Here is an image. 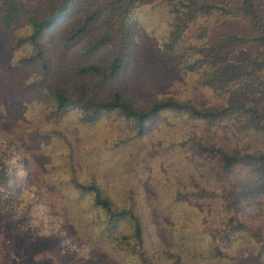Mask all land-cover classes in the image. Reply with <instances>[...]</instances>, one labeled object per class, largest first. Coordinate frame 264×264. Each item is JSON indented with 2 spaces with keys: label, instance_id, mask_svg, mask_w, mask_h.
I'll use <instances>...</instances> for the list:
<instances>
[{
  "label": "trees",
  "instance_id": "trees-1",
  "mask_svg": "<svg viewBox=\"0 0 264 264\" xmlns=\"http://www.w3.org/2000/svg\"><path fill=\"white\" fill-rule=\"evenodd\" d=\"M154 4L167 9L161 48L185 62V69L198 76L199 86L221 98L218 105L199 108L172 96L137 101L117 84L134 46L132 18L140 8ZM0 30L12 39L8 64L23 74L21 90L0 99V121H11L16 103L23 107L20 118L41 121L34 133L58 154L62 151L69 164L58 181L68 222L85 241L96 240L101 250L127 264H149L135 194L130 188L105 193L92 173L81 179L67 140L70 127L91 135L94 125L113 116L124 128L118 146L144 136L163 114L186 125L228 123L235 147L229 153L203 148L218 161L214 178L224 186L218 237L183 244L197 264H232L222 246L244 247L252 238L236 219L235 204L247 201L259 211L264 208V0H0ZM70 50L72 59H67ZM229 92H237L236 97L227 100ZM3 134L0 131V204L22 211L16 225L33 234L40 188L31 186L25 173L14 177L23 165V151ZM186 139L182 144L195 141L193 136ZM210 172L205 180H210ZM15 180L30 186L33 199L24 201L30 194L20 196V188L13 189ZM171 198L177 205L180 194L172 193ZM249 250L260 259L264 240Z\"/></svg>",
  "mask_w": 264,
  "mask_h": 264
},
{
  "label": "rangeland",
  "instance_id": "rangeland-1",
  "mask_svg": "<svg viewBox=\"0 0 264 264\" xmlns=\"http://www.w3.org/2000/svg\"><path fill=\"white\" fill-rule=\"evenodd\" d=\"M167 19V9L155 4L136 12L132 18L134 46L117 84L137 101L172 96L190 100L199 108L218 105L221 98L201 88L198 76L185 69V62L179 63L172 51L161 48ZM11 48L10 34L0 30L1 100L21 90L23 74L8 64ZM66 57L72 59L71 50ZM236 95L229 92L227 100ZM222 98L225 100V95ZM22 108L21 103L14 104V116L9 123L0 121V131L23 151V165L17 167L14 177L25 173L28 183L40 188L34 213L37 231L21 230L16 224L23 212L6 210L0 204V264H127L101 250L96 240L85 241L68 222L65 194H61L58 181L69 164L65 165L62 151L58 154L55 146L34 133L41 121L29 123L19 117ZM122 126V121L110 116L94 125L91 135H81L70 127L67 140L73 146V167L83 175L81 179L94 174L105 193L132 189L143 220L149 264H197L184 244L189 239H217L219 195L224 190L214 178L218 161L203 148L218 147L229 153L235 147V137L228 132V123L207 127L196 121L186 125L180 118L163 114L148 126L144 136L117 146L119 139H124ZM191 136L195 141L182 144ZM82 149L90 155L84 156ZM207 171H211L210 180H205ZM12 184L13 189L20 188V196L30 194L25 202L33 199L30 186L21 180ZM172 193L180 194L177 205L171 200ZM234 211L252 238L245 248L228 244L223 250L232 257V264H264V253L257 259L249 250L264 240V213L247 201L237 202ZM50 212L64 219L52 218Z\"/></svg>",
  "mask_w": 264,
  "mask_h": 264
}]
</instances>
